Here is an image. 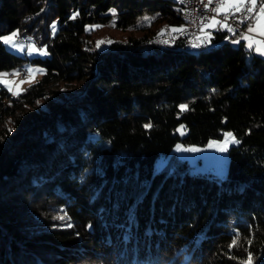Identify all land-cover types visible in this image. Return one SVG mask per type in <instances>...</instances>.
I'll use <instances>...</instances> for the list:
<instances>
[{"label": "trees", "instance_id": "trees-1", "mask_svg": "<svg viewBox=\"0 0 264 264\" xmlns=\"http://www.w3.org/2000/svg\"><path fill=\"white\" fill-rule=\"evenodd\" d=\"M175 11L169 0H0V36L47 46L19 95L0 85V264H242L248 252L264 264V57L231 40L194 52L152 42L181 24ZM24 59L0 41V70ZM225 130L239 143L221 174L185 161L153 170L177 141Z\"/></svg>", "mask_w": 264, "mask_h": 264}, {"label": "snow or ice", "instance_id": "snow-or-ice-1", "mask_svg": "<svg viewBox=\"0 0 264 264\" xmlns=\"http://www.w3.org/2000/svg\"><path fill=\"white\" fill-rule=\"evenodd\" d=\"M212 4V0H207V3L204 5L205 8H208L209 5ZM259 5V6H258ZM258 6V8H257ZM110 11L115 14V9H110ZM212 12L215 13V15H212L211 17L207 18V23H202L200 32L203 36H206L208 39H202L201 36H197L196 39L199 41L198 44H192L193 47H200L206 43L211 42V37L213 35L212 31H206L207 29H215L218 31L227 30L228 33L232 34L233 36L236 35L237 29L239 25H245L246 24V31L240 32L239 37L236 39H232L231 36L225 37V39H231V42L233 44H239L241 41L245 42V46L250 49L254 50L257 54L264 56V39H257L256 36L264 37V0H218V5L214 8H212ZM243 13V15L238 16L237 14ZM223 14V19H217V16ZM79 15V12H74L70 19H75ZM230 18H234L237 21V25L234 27L232 24L228 23ZM145 20H149V17H144ZM151 19H155V17H152ZM56 26L57 21H53L51 28L53 34L56 32ZM113 26L115 24L113 23ZM101 27L100 25H89L86 26V31H91L95 28ZM166 30H169L168 26H165V28H162L160 33L157 35H162ZM170 31L172 32H179L183 33L187 31V28L184 25H181L179 27H171ZM256 34V35H251ZM19 36V30L13 31L10 35H3L0 36V41L4 42L5 44L11 46L13 49H17L21 52H24L25 50L28 52V54L33 53H40V54H47V46L38 48L35 43H28L27 48L25 47V43L21 42L19 39H17ZM31 37H28L27 40L31 41ZM113 41L108 40H100L97 41V48H99L104 43H112ZM36 70L29 67L27 69V72L34 73ZM15 75H18L19 73H14ZM9 75V73H0V77H4ZM13 81H7L0 79V84H5L8 86V90L10 92H13L14 95H19L21 89L19 88V85L16 86V90L13 91L12 85ZM21 84L24 83V81H20ZM180 110L186 111L189 109L188 104H181L179 105ZM144 127L146 129L151 128V123L145 124ZM183 127V126H181ZM8 131H12V129H9ZM226 137H230L231 141L229 140H222V141H210L209 146L218 145V150L220 152H226L228 150V144L231 143H239V140L233 135V133L228 132L225 133ZM177 150H183V151H200V149L196 147L192 148H184L182 145H177ZM67 214L65 213L62 216H59L58 219L64 220L66 218ZM66 227H72V225L69 223L65 225ZM240 233L237 232L233 239L231 240V243L229 244V249L238 246L240 241ZM247 243L251 244L252 240L250 238H246ZM254 257L251 252H248L247 259L242 262V264H253Z\"/></svg>", "mask_w": 264, "mask_h": 264}, {"label": "rangeland", "instance_id": "rangeland-1", "mask_svg": "<svg viewBox=\"0 0 264 264\" xmlns=\"http://www.w3.org/2000/svg\"><path fill=\"white\" fill-rule=\"evenodd\" d=\"M53 22V21H52ZM52 25V23H51ZM50 25V31L51 34H53L52 32V28ZM13 31L16 30H12L10 32L4 33L3 35H10ZM158 34V33H156ZM19 40L23 43H25V47L27 48L28 43H34V41L31 39V41H28L27 38L30 36H18ZM2 42V41H1ZM4 47L9 49L11 52L18 54L20 56L25 57L24 60H22L21 62V66L18 69H24L25 72L22 76L17 77V75H15L14 73H16L15 71V67L11 68L8 71L5 70H0V73H9V75L4 76V77H0V79L3 80H7V81H13V91L16 90V86L19 85V88L21 90H23V88L34 82L42 73L43 69L40 65L35 64V63H31L29 61V58L31 56H44L45 54H40V53H33V54H28V52L25 50L24 52H21L17 49H13L11 46L5 44L4 42H2ZM35 45L40 48V47H44L43 45H37L35 43ZM248 55H250L251 53H247ZM31 67L34 70H36L34 73H29L27 72V69ZM20 81H24L23 84L20 83ZM1 86H3L4 88H6L8 90V86L5 84H0ZM8 92L10 93V95H14L13 92H10L8 90ZM181 123L178 124L175 128L176 132L178 133L179 136H182L185 133V129L183 127ZM231 132L229 130H225L221 133L219 138H210L208 139L204 144H188V143H183L181 141H177L172 147L171 149L165 153V154H159L155 157L154 161H153V170L154 171H159L160 169L164 168L166 164H169L173 161H185L186 164L188 165V168L190 170H198V171H204V172H210L213 175L217 176L219 174H221L224 169H225V165L227 163V151L226 152H220L218 150V145H213V146H209V142L210 141H222V140H229L231 141L230 137H226L225 133ZM234 144L229 142V145ZM177 145H182L184 148H192V147H196L198 149H200V151H196V152H192V151H183L177 150ZM169 169L171 168V165L169 164Z\"/></svg>", "mask_w": 264, "mask_h": 264}, {"label": "built area", "instance_id": "built-area-1", "mask_svg": "<svg viewBox=\"0 0 264 264\" xmlns=\"http://www.w3.org/2000/svg\"><path fill=\"white\" fill-rule=\"evenodd\" d=\"M172 1L176 3L175 13L181 20V24L179 26L184 25L187 28V31L183 33L172 32L168 27L169 30H166L162 35H155L153 37L152 42L160 46L174 45L175 42H179L177 45H175L176 49L205 48L211 46L213 43L216 42L231 40V39H225V37L231 36V38L233 39L238 33L245 31L244 27L246 24L239 25L235 36L228 33L227 30H222L220 32H223V35L219 39L214 40L213 39L214 33L217 32L218 30L207 29L206 31L213 32V35L211 37V42L206 43L200 47H193L192 44L199 43V41L196 39L197 36H201V38L205 40L208 39L206 36H203L202 33L200 32L201 24L206 23L207 18L211 17L212 15H215V13L212 12V8L218 5V0H212V4L209 5L208 8L204 7V5L207 3V0H172ZM237 15L241 16L243 15V13H239ZM217 19L222 20L223 14L218 15ZM228 23L232 24L234 27L237 25V21L234 18H230ZM17 39H19V37ZM15 71L19 73L17 77L22 76L25 72V71H18L17 67H15Z\"/></svg>", "mask_w": 264, "mask_h": 264}, {"label": "crops", "instance_id": "crops-1", "mask_svg": "<svg viewBox=\"0 0 264 264\" xmlns=\"http://www.w3.org/2000/svg\"><path fill=\"white\" fill-rule=\"evenodd\" d=\"M259 6V5H258ZM258 6H257V8H258ZM208 22V20L206 21V23ZM245 31H246V25H245ZM251 35H256V34H251ZM239 37V33L233 38V39H236V38H238ZM256 38L257 39H264V37H260V36H256ZM242 42V45H243V47L246 49V50H248V52H251V53H254V54H257L254 50H250V49H248L246 46H245V42L244 41H241ZM257 55H259V54H257ZM262 57H264V56H262Z\"/></svg>", "mask_w": 264, "mask_h": 264}, {"label": "bare ground", "instance_id": "bare-ground-1", "mask_svg": "<svg viewBox=\"0 0 264 264\" xmlns=\"http://www.w3.org/2000/svg\"><path fill=\"white\" fill-rule=\"evenodd\" d=\"M169 1H171V3H173L174 7H176V3L174 1H172V0H169ZM218 43H220V42H216V44H218ZM213 45H214V43L211 46H213ZM199 49H201V48H195V49H192V48H181L180 50H184V51H188V52H194V51L199 50ZM18 71H25V70L24 69H21V70L18 69Z\"/></svg>", "mask_w": 264, "mask_h": 264}]
</instances>
